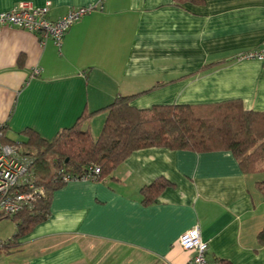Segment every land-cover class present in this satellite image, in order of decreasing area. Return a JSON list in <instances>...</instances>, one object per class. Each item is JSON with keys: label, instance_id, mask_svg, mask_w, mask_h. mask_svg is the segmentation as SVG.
Returning a JSON list of instances; mask_svg holds the SVG:
<instances>
[{"label": "crops", "instance_id": "1", "mask_svg": "<svg viewBox=\"0 0 264 264\" xmlns=\"http://www.w3.org/2000/svg\"><path fill=\"white\" fill-rule=\"evenodd\" d=\"M42 7L49 18L96 6L65 34L60 47L0 27V123L6 139L35 131L46 141L82 113L136 96L132 106L205 105L238 100L264 112V65L238 55L264 44V0H0ZM40 72L32 76L34 70ZM105 113L83 126L96 140ZM229 152L148 148L126 158L100 182L73 181L53 192L47 219L0 242V264H188L178 239L198 226L210 264H264L257 235L264 200ZM166 186L145 203L141 190ZM9 220V219H8Z\"/></svg>", "mask_w": 264, "mask_h": 264}, {"label": "trees", "instance_id": "2", "mask_svg": "<svg viewBox=\"0 0 264 264\" xmlns=\"http://www.w3.org/2000/svg\"><path fill=\"white\" fill-rule=\"evenodd\" d=\"M181 4L201 0H174ZM136 96H118L107 107L82 113L74 124L46 141L35 131L22 132L17 142L22 152L34 160L33 172L42 195L34 201L30 211L9 219L15 222L16 240L49 216L50 199L66 184L63 176L81 178L97 168L96 181L109 177L132 153L162 148L193 153L229 152L244 174L264 175V112L247 111L238 100L205 105H155L149 109L132 106ZM105 113L101 133L93 140L84 124L93 116ZM6 143H15L7 140ZM166 182L158 180L141 190L144 202L155 200ZM264 200V179L256 183ZM12 241V240H10ZM3 243L11 248L15 244ZM257 244L264 247V229L257 235Z\"/></svg>", "mask_w": 264, "mask_h": 264}, {"label": "built area", "instance_id": "3", "mask_svg": "<svg viewBox=\"0 0 264 264\" xmlns=\"http://www.w3.org/2000/svg\"><path fill=\"white\" fill-rule=\"evenodd\" d=\"M50 2L42 7H34L31 3H18L9 11L0 13V27L8 26L40 36L43 41L51 40L60 47L65 34L84 16L90 14L96 6L70 9L57 20L49 18ZM240 59H254L264 65V44L241 53ZM39 69L32 76L38 75ZM5 125L0 123V218H11L21 212L30 211L34 201L42 195V189L36 185L33 172L34 160L31 155L22 152L17 142L4 141ZM98 169H91V174L81 178L63 176L62 182L96 181ZM179 246L192 254L188 264H210L206 259L208 245L201 238L199 227L196 225L187 230L178 239ZM2 242H0V247Z\"/></svg>", "mask_w": 264, "mask_h": 264}, {"label": "rangeland", "instance_id": "4", "mask_svg": "<svg viewBox=\"0 0 264 264\" xmlns=\"http://www.w3.org/2000/svg\"><path fill=\"white\" fill-rule=\"evenodd\" d=\"M11 232V222L8 219L0 221V238Z\"/></svg>", "mask_w": 264, "mask_h": 264}]
</instances>
